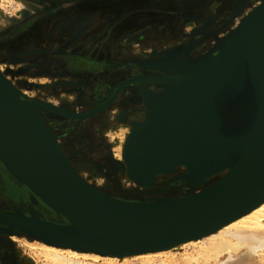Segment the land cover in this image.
Instances as JSON below:
<instances>
[{"label": "water", "instance_id": "obj_1", "mask_svg": "<svg viewBox=\"0 0 264 264\" xmlns=\"http://www.w3.org/2000/svg\"><path fill=\"white\" fill-rule=\"evenodd\" d=\"M215 47L213 51L190 61V64L183 58L179 59L181 67L186 68L189 75L175 89L172 90L169 85L157 90L147 89V118L131 132L127 142L125 157L129 174L144 186L155 184L159 172L175 171L182 164L188 166V175L193 178V175L200 174L201 167L210 159L241 148L243 150L245 146L250 147L252 158L242 179L233 186L218 187L214 192H198L188 198L151 197L111 201L112 197L106 193H103L104 198L108 199L106 201L94 198L85 189L86 181L77 176L61 156L51 128L45 125L40 115L34 122L25 116L21 106L11 96L9 81L0 76V153L25 182L46 199L47 205L52 206L68 222H50L32 214L30 223H23L17 218L23 214L0 212V224L7 226L0 228L1 231L27 234L100 252L133 251L204 233L263 199L264 0L245 14L234 28L218 40ZM172 49L174 47L159 52L157 61L168 63L169 60H175L178 54ZM225 52L222 58L220 55ZM217 57H221L217 66L198 84L191 85L192 74L207 68ZM241 62L250 83L251 91L246 96L251 110L248 115L251 130L237 135L226 125L232 119L226 114L223 116L224 110H221L227 99L222 98L225 97V89L219 88V93L214 89L217 83L229 75L231 68ZM135 63V66L155 70L153 62L146 60ZM221 92L222 96L219 95ZM214 95L220 96L213 107L218 116L226 121L225 126L224 122L217 127L208 126L210 117L207 113L211 108L208 109L209 104L204 107L201 103L207 98L212 103ZM36 103H39L37 107L41 111H56L66 115L71 120L69 122L85 119L75 111L50 102L38 100ZM109 106L105 100L96 110L101 111ZM160 124H167L169 132L161 135L157 132L155 136ZM143 128L144 133L141 135L139 132ZM183 147L187 152L177 153ZM170 151L173 153L161 158L163 153ZM167 158L168 163L164 162ZM258 167H261V172L256 171ZM246 181L257 182L259 186H243ZM72 219L102 233L85 231Z\"/></svg>", "mask_w": 264, "mask_h": 264}, {"label": "bare ground", "instance_id": "obj_2", "mask_svg": "<svg viewBox=\"0 0 264 264\" xmlns=\"http://www.w3.org/2000/svg\"><path fill=\"white\" fill-rule=\"evenodd\" d=\"M3 1H7V0H3ZM9 1L12 2L16 0H9ZM244 1L245 2L241 4H238V2L235 3V6L233 8V15H237L239 19H241L246 14V11L244 10V8L248 4L249 0H244ZM234 2L236 1L234 0ZM16 3L18 7L17 14L20 15L22 14L21 10L24 5H22L19 1H16ZM255 5H258V4H255ZM201 10H207V9H204L202 7ZM216 16L213 15V12L210 10L204 16H200L194 13L189 19L195 20L197 21V23H195L193 26L189 28L187 27L188 28V29L186 28L187 30L180 28L181 25L177 24L178 26L176 27V30L173 33V35L169 34L166 38H163V40L165 41V46H163L162 49L158 48L159 49L158 50L156 49L157 47H154L149 51L147 55H143V57L142 58L140 57V60L137 61V62H141V61L147 60L149 62H153L155 66V70H151L143 66L130 67L125 70H119V77L117 78L116 82H114V79L106 80V83L103 85L105 90L102 93L96 94V97L100 98L99 100L96 99L97 100L96 103L93 102L91 104L90 103L85 104L84 106L80 108V110H77V111L69 109L70 111H75V113L80 115L82 118L94 119L96 117H99L101 114L104 113V111L108 109L106 108L101 111L100 110L97 111L98 108L96 107L100 105L102 101L106 100L107 103H109V105H113L115 101L117 100L120 102L121 106L117 107L115 110V114H114L115 122L113 124L112 123L110 124L109 122V124L106 125L107 127H109V129L106 131V137L108 138L109 144H110L109 145L110 149L108 152L110 153L111 156L114 155L116 158V160L112 158V165H111L114 173H112V170H111V173L110 174L108 173L107 177L111 176V178L116 180L117 178H119V175H121V177H124L127 183L130 182V184L133 185V187H135V189H133V191L131 192L129 191L126 192L122 190L121 188L120 189L113 188V190L109 191L108 189H105L99 186L98 183L90 182L89 180H87L79 172L78 165L76 166V164L73 162L74 161L73 159H82L81 158L82 156L80 155L79 151L72 150L74 151L75 155L78 156V158L73 156L72 154H68L67 152L68 149L66 150L64 144L59 140V138L57 137V133L53 130L54 128H52L49 125V123L45 120V118H43V115H42L43 113L41 114L40 107H37L39 103H36V101L41 100V99L28 94L26 90H24V88L18 85L14 79H11L5 73V67L2 63H0V74H1L0 76L5 77L9 81L10 86H11V94H12L11 96L21 106L25 116L31 122H34L35 118H37V115H40L43 118L45 125L47 124V126L51 128L52 132L56 136V142L58 144V146L56 145V147L59 150L61 156L64 158L67 164L71 167L73 172L77 174V176L79 175L80 177H82L86 181V183H88V185L84 183L85 189H87V192L91 194V196H93L94 198L98 200H102V201L108 200L104 198L105 194L103 193H106L109 196H111L112 197L111 201H114L113 199L119 200V201H122V200L124 201V200H129V199H141V198L149 199L151 197H154V198L155 197H159V198H169L170 197L172 198V197L185 196L188 198V197H192L190 195H193L198 192H202V193L214 192L218 189V187L225 188V187L233 186L239 179L243 178V176L245 175L249 167V164L252 158L250 147L245 146L243 147V150H241L242 149L241 148L238 151L227 152L223 154L221 157L219 156V157L210 159L208 163H206L203 167H201L200 174L198 176L193 175V178L188 175V170H187L188 166H186L185 164L177 166L176 170L172 172H168V173L159 172V174L157 175L156 183L153 185L149 184V186L138 184L133 179L131 174H129L128 165L126 162L127 157H125V154L127 151L126 149L127 142L129 141L128 138L131 132L134 131L135 128L137 129L138 127H140V125L142 124L141 122H144L147 118L148 109H147V105L145 101L147 99L145 93L149 90H157L160 88H164L168 85L171 87L172 90L175 89L177 85L185 81V79L189 75L186 68L183 69L181 67L180 64L182 63H179V59L183 58L187 60L188 64H190V61L199 57L200 55L208 53L209 51H213L216 48L215 46L218 43V40H220L224 35H226V33L230 29L235 27V26H232L228 28L226 32L219 33L215 41L211 43L208 47H205L202 41L201 42L203 44H197V39H196L197 35L195 34H200V31H202L207 25L212 24L215 21H217L215 20ZM230 21L232 20L230 19L224 23L220 21L221 24L220 23L219 24L221 28L222 27L225 28L229 26ZM211 35H214V32H212ZM135 42L137 43V41ZM150 45H151V41H150ZM146 47H150V46H146ZM172 47H174V49H172L171 51H174V52L176 51V53L178 54L177 57H174L176 59L169 60L168 63H163V62L159 63L160 61H157L158 59H156L158 58L159 52L172 48ZM226 53L227 52L222 53L220 56L223 58ZM221 57L214 58V60L210 62L207 68L203 69L202 71L198 73L192 74L190 79L193 82H190V84L196 85V83L198 84L199 80L205 78L209 74V72L217 66L219 61H221L220 60ZM237 64L239 66L237 67L236 71L233 73V70H235ZM237 64H235L231 68L232 71L229 73V75L225 76L223 80L217 83L216 89H214L215 92H218L220 90L219 88L225 89V97H222V98L223 99L227 98V99L224 100V107L221 110H224L223 116L226 114L228 117L232 119V122L227 121V124H226V121L224 120V118L223 119L220 118L218 116V113H216L215 107H213V104H216V101L218 100V98H220V96H222L223 92L219 94L220 96L218 95L216 97V95H214V98H212V103H211V100H207L208 99L207 98L201 104L204 107L205 105L209 104L208 109L209 107L211 108V111L207 113V115H209L210 117V123L208 126L217 127L218 125H221L222 122H224L223 125L225 126L226 124L227 126L231 127L232 131L235 134L243 135L247 131L251 130L250 129L251 122L248 121V115L251 112V110H249L250 106L248 103V96H246L248 92H250L251 90L249 87L250 83L245 76L246 69H244V64L242 62L237 63ZM45 80L47 81V79ZM114 85L115 87L111 90L110 95L107 96L109 94V89H111L110 87ZM248 88H249V91H248ZM124 89H126V91L123 94ZM70 92H74V91H70ZM149 95L150 94H148L147 96L149 97ZM151 108L152 107H150L149 110ZM138 109H140L141 111H138ZM71 114L73 115V113ZM78 122L80 121H77L76 123L72 125L73 128H76L78 126L76 125V124H79ZM82 126H78L79 127L78 129L81 130ZM167 126H168L167 124H162V125L160 124L158 127V130L155 131V136L157 135V132L160 135L166 134L167 131L169 132ZM57 131H58V128H57ZM139 133L142 135L144 133V128L141 129ZM186 152L187 150H185L183 147L181 148V150H178L177 153H186ZM170 153L172 154L173 152L170 151L165 154L163 153L161 158L168 157ZM91 155H93V153ZM99 155L103 157V152L102 151L99 152ZM1 156L2 155L0 153V189L10 192L11 194L14 192L20 193V196L16 198L18 200V204H15V205L18 207H10L9 210H7L8 207L7 208H4V207L8 206L7 205L8 202L5 200V196H3V194L2 195L0 194V207L2 208V211L0 210V212L6 211L10 213H15V214H23L24 216L17 217L20 220V222L22 221L23 223H30L31 220L29 217L32 214H35L36 216L41 217L43 220L50 221V222L54 220H56V222L57 221L66 222L65 220L66 218L62 217L61 214L57 212L56 210H54L52 206H48L47 205L48 202L46 201V199L42 197V195H40L37 191H35L30 185H28L25 182V180L15 171V169L11 167L8 161L3 156L2 157ZM70 156H72L73 159H71ZM169 157H171V155ZM104 161L103 160L97 161L99 168L104 166V163L107 160L105 162ZM164 162L168 163L169 158H167ZM6 163L8 164L12 172L8 169ZM140 164L141 162L139 161L138 165ZM256 171L261 172V167H258ZM164 180H166L165 181L166 184L160 186L159 185L160 182H163ZM164 183H161V184H164ZM244 185L257 188L259 186V183L252 182V181H246L243 183V186ZM166 186L169 189H165L167 188ZM218 206L220 205L218 204ZM72 221L79 228L85 231H95L97 233H102L99 230H95L89 227L88 225H85L84 223L75 221L73 219ZM67 223L68 222L64 224H67ZM9 238L12 239L13 241H17L19 237L17 233H10ZM32 239L33 240H26L25 241L26 245L34 249L37 252V255L39 257H43V259L47 262V264H114V263H119V262L121 264H132V263H135L136 261H138L140 264H176L175 261L176 259L179 258L177 257V253H179L178 251H181V250H184V252L182 253L184 255L183 256L181 255L183 257L182 259L183 264H202L201 262L203 260H205L206 263L210 262L211 264H240L247 257L246 253L248 252H250V254L254 253V254L261 256L260 264H264V198L261 199L256 204H254L253 206H251L250 208H248L247 210H245L244 212L225 221L224 223H222L221 225H219L218 227L214 229H211L209 231H206L198 235L184 237V238H181V239H178V240H175V241L163 244V245H158V246L149 247V248L140 249V250L124 251V252H119V251L100 252L94 249L83 248L78 245L61 244L54 240H46V239L35 237V236H32ZM188 245H194L192 246L193 251L190 250L191 252H186V247Z\"/></svg>", "mask_w": 264, "mask_h": 264}, {"label": "rangeland", "instance_id": "obj_3", "mask_svg": "<svg viewBox=\"0 0 264 264\" xmlns=\"http://www.w3.org/2000/svg\"><path fill=\"white\" fill-rule=\"evenodd\" d=\"M16 1L24 5L20 15L17 14ZM16 1L0 0V63L4 65L5 73L24 88L28 94L75 111L80 110L85 104L96 103L100 99L96 97V94L105 90L103 85L106 80L114 79V82H116L119 77V70L133 67V64L140 60V57L147 55L154 47L162 49L165 46L163 38H166L169 34L173 35L178 26L177 24L181 25L180 28L187 30L197 23V21L190 19L178 20L179 16H176L178 11L186 14L195 11L196 14L204 16L210 10L213 15H217L218 20L212 23L215 26L220 23L222 16L219 8L226 4L225 0ZM228 1L230 2L227 6L231 2V4H235L233 3L234 0ZM261 1L249 0L244 8L246 14L257 6L255 4H259ZM202 7L207 10H201ZM231 20L228 27H220V29H217L218 31L214 32V35L206 37L203 40L204 44L207 43L206 45L209 46L215 41L219 33L226 32L228 28L236 26L240 21L237 15H232ZM146 22L148 23L145 24ZM134 27H139V29L147 27L149 28L148 31L150 29L152 31L150 30L148 35L139 36L133 40V38L127 37L126 32ZM114 87L115 85L110 87L109 93ZM125 91H123V94ZM120 106L121 104L117 100L108 107L107 112L104 111L99 117L78 122L79 124L76 125H83L82 131L78 129V126L73 128L74 122H69L71 120L60 112L42 110L41 114L43 113V118L54 128L53 130L57 133V137L64 144L66 150H69H67L68 154L78 158L72 150L79 151L82 159L70 157L74 160L76 166L78 165L79 172L87 180L96 182L109 191L113 188H121L126 192H131L135 187L130 182L127 183L121 175L116 180L111 176L107 177L111 170L114 173L111 165L112 158L115 160L116 158L108 152L110 144L106 137V131L109 127L106 125L109 122L110 124L115 122V110ZM101 151L103 157L99 155ZM92 153L93 155H91ZM98 160L107 161H104V166L99 168ZM165 181L160 182L159 185H165ZM2 227L7 226L0 224V228ZM17 234L19 237L18 242L9 238L10 233L8 231H1L0 229V264H47L43 257H39L34 249L26 245L25 241L33 240L32 236L22 233ZM192 246L194 245H188L186 252L193 251ZM178 252L177 257L179 258L175 262L176 264L177 262L183 264L182 256L184 254L182 253L184 250ZM246 254L247 257L240 264H260L261 256L254 253L250 254V252ZM137 262L132 264H140ZM201 263L211 264L210 262L206 263L205 260Z\"/></svg>", "mask_w": 264, "mask_h": 264}, {"label": "flooded vegetation", "instance_id": "obj_4", "mask_svg": "<svg viewBox=\"0 0 264 264\" xmlns=\"http://www.w3.org/2000/svg\"><path fill=\"white\" fill-rule=\"evenodd\" d=\"M236 2H234L233 1V3H237L238 2V4H241V3H244L245 1L244 0H235ZM151 2V1H150ZM153 2V1H152ZM228 2H230V1H228V0H225V3L226 4H224V5H222V7H220V9H221V11L222 12H220L221 14H222V16H221V18H220V21H221V19H222V23H224V22H226V21H228V20H230L231 19V17H232V15H233V8H234V6H235V4H229L228 6H227V4H228ZM228 7H230V8H228ZM219 8V7H218ZM196 14V12H191L190 14H186V13H184V12H180V11H178V13L176 14V16L178 17V20H181V21H185V20H189V18H191V16L193 15V14ZM183 17V18H182ZM215 20H218L217 19V17H216V19ZM225 20V21H224ZM221 22H220V24H221ZM148 22H146L145 24H147ZM220 24H216L215 26H213V24H209V25H207L203 30H202V32L200 33V34H195V35H197V37H196V39H197V44H203L204 42H203V40L206 38V37H210L211 36V33L212 32H215L217 29H220ZM213 27V28H212ZM148 29L149 28H140L139 29V27L138 28H136V27H134V28H130V31L129 32H126L127 33V36L128 37H130V38H133V39H135V38H137V37H139L140 36V34H141V36H144V35H148V34H150V30L148 31ZM215 29V30H214ZM136 30V31H135ZM146 30V31H145ZM214 30V31H213ZM144 31V32H143ZM153 34V33H152ZM151 34V35H152ZM203 34V35H202ZM201 37H199V36ZM203 43H202V42ZM204 46L205 47H208V45H206V44H204ZM130 67H132V66H130ZM129 67V68H130ZM133 67H138V66H133ZM124 77V76H123ZM122 79V78H121ZM116 85V84H115ZM124 90H126V89H124ZM123 90V91H124ZM110 93H111V91H110ZM110 93H109V95H110ZM109 95H107V96H109ZM116 102V101H115ZM167 187V186H166ZM167 189H169L168 187H167ZM0 194L2 195L3 194V196H5V200L8 202L7 203V205L8 206H6V207H4V208H7V210H9V208L10 207H18V206H16L15 204H18V200L16 199V198H18V196H20V193H17V192H14V193H10V192H7V191H4V190H1L0 189ZM7 195V196H6ZM13 198H11V197ZM7 197V198H6ZM11 199V200H10ZM10 202V203H9ZM14 202V203H13ZM13 204V205H12ZM0 210L2 211V208L0 207Z\"/></svg>", "mask_w": 264, "mask_h": 264}]
</instances>
